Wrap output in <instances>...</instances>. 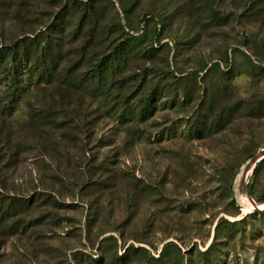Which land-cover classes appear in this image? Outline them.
Instances as JSON below:
<instances>
[{"label": "rangeland", "instance_id": "374dc122", "mask_svg": "<svg viewBox=\"0 0 264 264\" xmlns=\"http://www.w3.org/2000/svg\"><path fill=\"white\" fill-rule=\"evenodd\" d=\"M212 2L0 0V47L67 14L54 75L1 61L0 196L29 205L0 219V264H264V158L257 205L240 190L264 147V0ZM132 37L101 91L88 68ZM152 86L147 117L116 116Z\"/></svg>", "mask_w": 264, "mask_h": 264}, {"label": "trees", "instance_id": "16d2710c", "mask_svg": "<svg viewBox=\"0 0 264 264\" xmlns=\"http://www.w3.org/2000/svg\"><path fill=\"white\" fill-rule=\"evenodd\" d=\"M204 3V12H209L213 16V2L212 0H201ZM76 8L80 21H83V15L86 14V8L84 6L72 5L71 8ZM66 10L60 11L55 19V22L49 24L48 27L39 36H35L32 39H26L18 43L16 46L0 47V71L8 73L6 68H3L1 61L5 55L9 57V63L11 66L12 77L21 74L22 70H28L34 72L41 79H48L51 75L55 74V67L60 63L63 54V43L65 42V36L62 33V20L66 19ZM152 20L154 17L151 15L143 14L141 21ZM58 34V37H55ZM159 32L156 30L154 38L155 42L159 44L158 39ZM135 38L128 40L118 41L112 49L104 54L98 56L91 66L88 68L90 74L96 78L95 86L101 91H106L110 86V79L116 68L120 65V62L125 59L128 49L131 45L135 44ZM127 42L129 45H127ZM41 46V48L39 47ZM39 47L38 56L36 57V63L31 67L26 66V61H30V55ZM156 47V46H155ZM230 52L225 53V60L229 62ZM228 64V63H227ZM19 77V76H18ZM72 83V82H70ZM157 97L156 89L152 86L148 88L147 92L142 93L136 100L137 110L134 111L132 105L127 99H124L120 103L119 109H114L117 112L116 115L124 120H130L136 114L138 118L143 119L149 115L153 107V99ZM156 99V98H155ZM130 104V105H129ZM122 106L124 107L122 109ZM128 108L127 111H125ZM4 112L11 109V105L3 104L2 108ZM8 109V110H7ZM251 157V156H250ZM257 167L255 166L253 171L256 172ZM28 201L23 198H4L0 196V219H4L9 216L16 214L27 207ZM169 244V243H168ZM165 252V249H163ZM163 256V255H162Z\"/></svg>", "mask_w": 264, "mask_h": 264}, {"label": "water", "instance_id": "95a60500", "mask_svg": "<svg viewBox=\"0 0 264 264\" xmlns=\"http://www.w3.org/2000/svg\"><path fill=\"white\" fill-rule=\"evenodd\" d=\"M262 158H264V147L263 148H261V149H259L253 156H251L248 160H247V162H246V164H245V166H244V168H243V170H242V172H241V175H240V190L244 193V194H246V188H245V185H244V181H245V177H246V174L248 173V171L249 170H251L254 166H255V164L259 161V160H261ZM247 195V194H246ZM247 197H248V199H250L251 201H252V203L256 206L257 204L247 195ZM262 209H264V208H262Z\"/></svg>", "mask_w": 264, "mask_h": 264}]
</instances>
